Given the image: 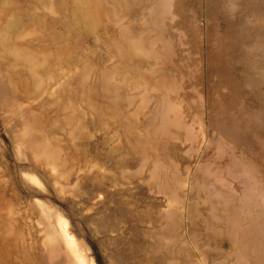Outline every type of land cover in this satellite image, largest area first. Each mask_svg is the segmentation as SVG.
Masks as SVG:
<instances>
[{
  "label": "rangeland",
  "instance_id": "1",
  "mask_svg": "<svg viewBox=\"0 0 264 264\" xmlns=\"http://www.w3.org/2000/svg\"><path fill=\"white\" fill-rule=\"evenodd\" d=\"M0 264H264V0H0Z\"/></svg>",
  "mask_w": 264,
  "mask_h": 264
}]
</instances>
